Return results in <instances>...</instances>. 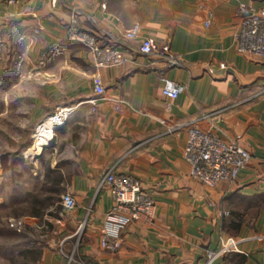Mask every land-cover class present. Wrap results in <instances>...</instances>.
<instances>
[{"label": "crops", "instance_id": "crops-1", "mask_svg": "<svg viewBox=\"0 0 264 264\" xmlns=\"http://www.w3.org/2000/svg\"><path fill=\"white\" fill-rule=\"evenodd\" d=\"M241 2L264 7V0H0V101L3 89H19L8 100L28 127L74 107L41 153L0 159V264H69L73 251L70 264H204L206 249L229 237L236 248L209 264H264V58L236 48ZM135 23L183 63L168 66L122 42ZM77 29L118 44L128 59L97 65L71 37ZM163 76L185 89L165 96ZM199 115L202 127L225 139L240 135L251 151L236 179L209 185L191 175L187 127H168ZM21 166L23 182L9 173ZM111 166L139 176L157 201L155 221L128 225L117 250L100 241L114 200L99 181ZM67 191L77 205L61 215ZM24 215L23 230L10 225Z\"/></svg>", "mask_w": 264, "mask_h": 264}, {"label": "built area", "instance_id": "built-area-1", "mask_svg": "<svg viewBox=\"0 0 264 264\" xmlns=\"http://www.w3.org/2000/svg\"><path fill=\"white\" fill-rule=\"evenodd\" d=\"M13 2L15 0H8ZM240 21L236 33V48L242 53L250 54L257 58H264V7L256 8L250 3L241 2L239 6ZM1 16V15H0ZM211 19H207L210 23ZM38 30V29H37ZM142 26L135 23L127 28L122 37V42L132 43L138 51L148 57L156 53L158 59L166 65L174 66L183 63L181 55L173 52L170 45L157 49L152 37L141 36ZM71 37L84 43L90 48L94 62L97 65L115 66L124 63L127 59V51L114 43L100 42L94 33L77 29ZM154 61L152 60L151 63ZM226 66L225 63L221 64ZM95 89L98 93L105 92L106 88L101 82H97ZM185 89V84L168 76H163L162 93L170 98L177 97ZM90 101L97 104V98ZM118 107L119 105L116 104ZM66 113L73 111L74 107L62 108ZM204 115L194 116L190 119L169 126L168 131L187 127L188 138L184 148V155L190 163V173L204 183L215 185L221 180H234L240 170L245 167L251 157V151L243 144L240 135L225 139L218 135L213 126L204 128L200 120ZM107 187L113 197V205L106 212V218L101 232V245L117 250L122 245L123 230L133 222L144 220L149 223L155 221L157 214V201L152 192L145 189L142 179L125 171H118L111 166L99 181V188ZM77 199L75 195L67 191L63 195L61 215L75 208ZM28 222V216L12 217L9 219L11 226L23 230ZM81 223L79 230L84 227ZM236 240L233 237L226 239L220 249H206L204 264L225 250H234ZM75 252L68 254L69 264L75 260ZM82 264H86L81 262Z\"/></svg>", "mask_w": 264, "mask_h": 264}, {"label": "rangeland", "instance_id": "rangeland-1", "mask_svg": "<svg viewBox=\"0 0 264 264\" xmlns=\"http://www.w3.org/2000/svg\"><path fill=\"white\" fill-rule=\"evenodd\" d=\"M9 93H12V95L18 94L19 89L13 90L12 92L7 91V89L2 90V101H0V159H5L6 161L8 158L12 159L25 156L26 158H33L36 155L32 156L27 154L29 149L25 147L27 146V139L32 137L34 139L33 143L35 142L38 126L45 119L41 121L38 126L35 123V125L32 124L30 127L26 126L25 123L27 118L23 116V112L21 110H18L20 108L13 107L12 102L8 100ZM54 141L55 139L51 142V144ZM48 149L47 153L50 152ZM23 168V166L18 167L17 169L19 170H10L11 172L9 171V173L16 175L15 178L13 177L15 180H21L23 182L25 179Z\"/></svg>", "mask_w": 264, "mask_h": 264}, {"label": "bare ground", "instance_id": "bare-ground-1", "mask_svg": "<svg viewBox=\"0 0 264 264\" xmlns=\"http://www.w3.org/2000/svg\"><path fill=\"white\" fill-rule=\"evenodd\" d=\"M67 118V114L64 113L63 109H59L54 114L49 115L45 120L38 126L36 133L35 142L29 147V155H38L43 151L44 147L51 144L55 139L56 129L63 125Z\"/></svg>", "mask_w": 264, "mask_h": 264}, {"label": "trees", "instance_id": "trees-1", "mask_svg": "<svg viewBox=\"0 0 264 264\" xmlns=\"http://www.w3.org/2000/svg\"><path fill=\"white\" fill-rule=\"evenodd\" d=\"M3 159V158H2ZM5 159H3V161H4Z\"/></svg>", "mask_w": 264, "mask_h": 264}]
</instances>
